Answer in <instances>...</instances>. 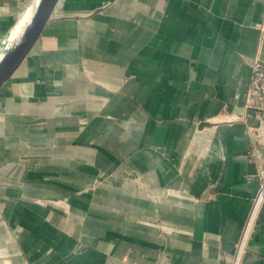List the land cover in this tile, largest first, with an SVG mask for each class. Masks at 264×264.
I'll return each mask as SVG.
<instances>
[{"label": "crops", "instance_id": "obj_1", "mask_svg": "<svg viewBox=\"0 0 264 264\" xmlns=\"http://www.w3.org/2000/svg\"><path fill=\"white\" fill-rule=\"evenodd\" d=\"M254 56L264 0H58L0 86V264H264Z\"/></svg>", "mask_w": 264, "mask_h": 264}, {"label": "water", "instance_id": "obj_2", "mask_svg": "<svg viewBox=\"0 0 264 264\" xmlns=\"http://www.w3.org/2000/svg\"><path fill=\"white\" fill-rule=\"evenodd\" d=\"M58 0H35L28 19L0 58V86L23 61L48 21ZM202 122L201 125H204Z\"/></svg>", "mask_w": 264, "mask_h": 264}, {"label": "built area", "instance_id": "obj_3", "mask_svg": "<svg viewBox=\"0 0 264 264\" xmlns=\"http://www.w3.org/2000/svg\"><path fill=\"white\" fill-rule=\"evenodd\" d=\"M249 67L250 76L247 83L245 106L256 109L258 124L256 126H248L246 130L251 142L255 145H260L264 144V59L254 56L249 63ZM240 117L243 120V116L240 115ZM252 155L255 156V152L251 154V157ZM262 200L264 201V180L259 189L257 203ZM240 247L241 245L237 253H240Z\"/></svg>", "mask_w": 264, "mask_h": 264}, {"label": "bare ground", "instance_id": "obj_4", "mask_svg": "<svg viewBox=\"0 0 264 264\" xmlns=\"http://www.w3.org/2000/svg\"><path fill=\"white\" fill-rule=\"evenodd\" d=\"M33 7H34V5H32L31 8H29L26 16L21 19L20 24L16 28H14L13 31L11 32V36H10L11 37V42L14 39V37L18 34V32L20 31V29L22 28V26L25 24V22L28 19L29 14L32 11ZM1 56H2V54H0V58H1Z\"/></svg>", "mask_w": 264, "mask_h": 264}]
</instances>
